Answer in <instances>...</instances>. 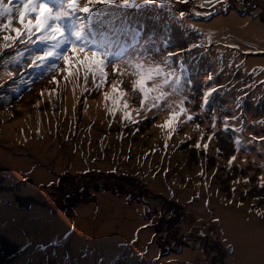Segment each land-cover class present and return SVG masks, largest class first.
Masks as SVG:
<instances>
[{"label":"rangeland","instance_id":"1","mask_svg":"<svg viewBox=\"0 0 264 264\" xmlns=\"http://www.w3.org/2000/svg\"><path fill=\"white\" fill-rule=\"evenodd\" d=\"M106 7L114 22L89 27L121 37L105 47L104 83L92 73L66 82L54 57L51 73L27 67L39 43L20 46L15 62V49L0 55V264H206L203 234L232 264H264V0ZM145 47L149 59L159 49L154 62L184 50L167 61L179 95L162 79L161 100L133 89V69L122 65ZM113 83L127 117L119 101L109 111ZM181 107L169 136L161 125ZM63 173L59 182L74 187L65 195L55 190ZM128 179L147 196L124 193Z\"/></svg>","mask_w":264,"mask_h":264},{"label":"snow or ice","instance_id":"2","mask_svg":"<svg viewBox=\"0 0 264 264\" xmlns=\"http://www.w3.org/2000/svg\"><path fill=\"white\" fill-rule=\"evenodd\" d=\"M131 0H84L81 4L79 0H54L49 3L48 0H0V55L6 53V50H16L12 56L11 62L18 61L23 55L19 51V47L23 46L24 51H29L30 47L39 43L42 47L39 49L32 48L33 55L29 56V68L45 67L47 73L53 72L57 64H49L50 58H55L57 62L63 61L64 67L60 69L64 73L63 79L66 82L78 80L83 73L85 83L88 74L92 73L95 83L97 75L101 79V83L106 82L108 73L105 72L104 66L108 61V55L103 49L105 47H114L116 42L121 39L117 34L108 37L106 33H102L99 38L95 33L85 34V30L93 23L107 25L114 22L105 19L109 17L108 8L106 6L121 7L130 5ZM156 0H143L144 4L151 5ZM164 0H161L163 3ZM183 2V0H182ZM140 7V5H136ZM181 18L185 17V12L179 13ZM14 20L18 22V26H14ZM148 49L145 47L144 53L137 52L133 58L123 62V67H130L133 71L130 73L135 77L132 87L138 89L147 100L150 93L157 92L156 100H161L164 93L161 91L162 83L173 89V92L179 95L182 91L181 78L175 75L174 69L167 63L168 60L175 61L177 56H182L183 51L169 52L167 57L160 62H154L155 55H159V49H153L155 55L149 59L146 53ZM10 61L5 60L4 66L7 68ZM114 70L116 66L113 65ZM168 68V71H165ZM10 79L14 73L6 71L5 73ZM50 82L58 83L55 75L52 76ZM100 85H97L99 87ZM113 95L111 96L113 107L109 108L110 112L116 110L115 105L122 103L124 115H129L127 101H120L124 96L123 92H118L116 84L112 85ZM215 89L210 90L204 95V102H208L209 95ZM43 94V93H41ZM105 100L110 98V93H104ZM144 101H141L143 105ZM186 110L181 107L179 112L172 111L169 118L161 127L169 129V136L173 128L174 122L179 118L180 113ZM191 120L192 116H188ZM215 125H213L214 127ZM209 136V140H211ZM239 143V141H237ZM199 147V145H197ZM205 148L207 145L205 144ZM235 159V156L231 158Z\"/></svg>","mask_w":264,"mask_h":264},{"label":"trees","instance_id":"3","mask_svg":"<svg viewBox=\"0 0 264 264\" xmlns=\"http://www.w3.org/2000/svg\"><path fill=\"white\" fill-rule=\"evenodd\" d=\"M59 177H67V175L65 173L57 175L56 176V183L57 184H55V186H57V188L55 190H57L60 193H64V195H65V194H67L70 191V189L72 190L74 188L73 187V183L71 185V184H69L70 181H68L69 183L67 184V182H64L65 180H63L62 182H59L60 181ZM117 180H120V178H118ZM128 181H129V183H126V184H128L129 188L123 187L124 185H126L125 183L119 186V187H122V190H125L124 193H126L127 195L130 194V197H132V196L134 197L135 195H138V196L144 195V197L147 196L146 195L147 194L146 187L141 186L140 183H136L135 180H133V179H131V180L128 179ZM99 187H100V185H99ZM106 188H108V190H114L115 191L114 188H117V186L115 184L113 185V183H112L109 186H107ZM130 189L132 190L131 192H133V194L130 192ZM143 191H144V193H143ZM74 201H75L74 199L71 201L70 206H72L75 203ZM61 210L63 211L64 209H61ZM66 213L67 214L69 213V211H67V209H66ZM160 221H159V223H160L161 228H163V229L165 228V230H167V231L171 230L170 227H169L170 222L167 221L166 223H162L161 224ZM167 225H168L169 228L166 227Z\"/></svg>","mask_w":264,"mask_h":264},{"label":"flooded vegetation","instance_id":"4","mask_svg":"<svg viewBox=\"0 0 264 264\" xmlns=\"http://www.w3.org/2000/svg\"><path fill=\"white\" fill-rule=\"evenodd\" d=\"M209 230H211V229H209ZM207 236H208L207 234H203V241L201 242V245H200V243H198V245L204 249H207V250L209 249L208 251H210L209 253L211 255L207 259L209 260L210 264H225V261H226L227 257L229 256L228 254L225 253L226 250L217 246L216 243L204 241L205 238H207ZM210 258H211V260H210Z\"/></svg>","mask_w":264,"mask_h":264},{"label":"bare ground","instance_id":"5","mask_svg":"<svg viewBox=\"0 0 264 264\" xmlns=\"http://www.w3.org/2000/svg\"><path fill=\"white\" fill-rule=\"evenodd\" d=\"M95 35L97 36V35H100L98 32H96L95 33ZM153 183H155V182H153ZM193 211H195V207H192L191 208ZM198 209L201 211V209L199 208V203H198ZM223 226H224V231L226 232L227 231V229H226V224H223ZM235 244H236V246H238V243H236L235 242ZM233 245H234V243H233ZM236 246H234V248H233V254H234V252H235V250H236ZM197 253V252H196ZM189 258L190 257V255H189V253H188V251H187V249H183V252H182V258ZM191 259V258H190ZM192 260V259H191ZM234 260L231 258V256L229 255L228 257H227V259H226V261H225V264H232V262H233ZM206 264H210L209 262H207ZM234 264H235V262H234Z\"/></svg>","mask_w":264,"mask_h":264}]
</instances>
